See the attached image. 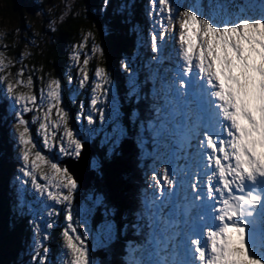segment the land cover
I'll return each instance as SVG.
<instances>
[{
    "label": "snow or ice",
    "instance_id": "6c2138e0",
    "mask_svg": "<svg viewBox=\"0 0 264 264\" xmlns=\"http://www.w3.org/2000/svg\"><path fill=\"white\" fill-rule=\"evenodd\" d=\"M110 7L111 0H100L98 10L106 15ZM133 7L122 0L112 14L129 23ZM146 15L155 22L147 40L149 71L141 80L127 59L120 67L127 74L124 99L137 147L143 152L151 141L154 161L133 219L118 230L131 228L137 237L126 242L122 264H264V0H147ZM89 39L91 52L103 56L92 33H86L70 53L67 83L90 87L77 119L93 125L94 113L102 122L106 113L113 114L114 153L127 131L120 124L108 71L97 65L89 82V56L82 51ZM11 64L0 52V72ZM24 71L22 66L14 80L6 72L0 82L7 81L4 115L6 122L9 117L15 122L22 162L15 177L20 188L14 193V214L27 208L32 216L29 260L48 264V229L62 214L67 223L58 264H97L86 243L87 228L80 231L79 212L73 213L77 180L68 167L38 150L24 115L36 113L32 123H38L43 149L58 144L60 154L79 157L82 140L68 126V112L61 106L64 85L57 77L45 82L41 76L38 97L32 76L22 79ZM141 104L148 112L145 119L139 116ZM157 145L166 151L159 153ZM29 185L38 209L24 203ZM113 238L109 226L107 239Z\"/></svg>",
    "mask_w": 264,
    "mask_h": 264
},
{
    "label": "trees",
    "instance_id": "16d2710c",
    "mask_svg": "<svg viewBox=\"0 0 264 264\" xmlns=\"http://www.w3.org/2000/svg\"><path fill=\"white\" fill-rule=\"evenodd\" d=\"M46 1L49 2L50 0ZM113 1L115 0H111L112 7L108 9V13L105 15L98 10L100 0H81L84 11L81 14L69 16L54 30L47 29L50 40L45 41L44 44L40 43V52L36 54V58L42 61L49 71L62 74L63 66L68 59V46L79 41L86 33L92 32L96 41L104 48L105 60L113 68V79L118 89L117 99L120 110H122V114L124 110L126 111L121 120L128 134L120 139L115 152H110V154H106L107 146H102L96 140L93 142V145L99 150L102 169L95 171V177L89 189H93L101 195L110 209L114 210L111 213L114 222L117 224L116 233H118L113 243L109 242L108 244L110 256L102 260L101 264H122L125 259L123 250L126 246L125 243L137 238L131 228L124 231L118 230L123 229L124 225L133 219L132 212L138 206L139 192L145 185L143 178H139V175L143 171L149 170L151 152L153 154L151 149L154 147L151 141L145 145L143 152L137 147L133 135L135 129L128 119L130 105L124 99V82L127 81V74L120 70V62L123 56H132L137 47L135 41L137 31L132 29L133 26H138L143 35H148L149 20L145 15V9L142 10L147 0H135L132 19L129 23L123 22L120 16L112 14ZM10 6L15 10L16 19L19 18L24 26L27 20L25 13L34 14L38 4L36 0H10ZM111 29L117 30L118 35L114 34ZM141 53L145 58L148 56L144 53L143 47H141ZM139 76L143 80L145 74L139 73ZM3 103L0 101V264H32L27 258L32 246L33 228L29 223L31 218L25 214L15 215L13 209V192L17 189V184H14V181L11 182L10 176L19 166V162L18 152L14 148L13 141L9 138L10 130L7 124L10 122L5 120ZM145 109L144 104H141L138 110L141 119L148 116ZM145 135L147 138V134ZM156 148L160 150L162 145H157ZM137 162L142 166H138ZM101 216L102 213L97 212L95 214L94 225ZM61 231L59 223L51 233L50 247L52 252L50 256L53 261L56 260L55 256L59 254L61 249V245H58L61 242V240L58 241Z\"/></svg>",
    "mask_w": 264,
    "mask_h": 264
},
{
    "label": "rangeland",
    "instance_id": "374dc122",
    "mask_svg": "<svg viewBox=\"0 0 264 264\" xmlns=\"http://www.w3.org/2000/svg\"><path fill=\"white\" fill-rule=\"evenodd\" d=\"M38 6L35 9V13L31 14L30 12L25 13V17H27V20L24 24V26L21 24L19 18L16 19V15H14L15 10H13L10 6V0H0V52H3L4 55L12 61V64L9 66L8 69H5L4 72H0V76L4 75L6 72H11L12 75L9 76V79L14 80L15 79V73L23 66L25 68L24 76L22 79H27L29 75L33 78V86L32 91L36 93V95L39 97L40 89L43 86V83L40 80L41 76L45 77V82L48 78L51 77H57L61 79L62 84L64 85L63 89V98H62V107L65 108V110L68 112V126L73 129V131L77 134V138L82 140L83 142H87V140L93 141H99L102 146L106 147V154H110L112 149V140L115 138L114 134V128H113V119L112 113H106V119L105 121H101L99 117L94 113L95 122L93 125H88L86 119H77V114L79 112L80 103L81 101L87 102V97L90 95V87L86 89H80L76 85V81H73L72 85H68L67 83V76L66 73L69 72L71 60H70V53L73 49V47L82 41L83 37L79 39V41H76L75 43H72L69 45V52H68V59L67 63L63 66V73L62 74H55L54 72L49 71L44 63L42 61H39L36 58V54L40 52V43H43L45 41L50 40V34L46 31L47 29H55L59 24L64 22L69 16H75L78 14H81L82 11H84V8L81 4V0H50L47 2L46 0H36ZM122 0H115L113 1V6L115 7L117 4L121 3ZM130 2L134 5L135 0H130ZM21 7L20 5L18 6ZM146 13L147 4L143 6ZM17 8V9H19ZM134 11V7L131 9L130 13V20L132 19V13ZM146 15V14H145ZM147 17V15H146ZM148 23V30L150 31L153 24L155 23L151 19H149ZM158 27V25H157ZM136 28V29H135ZM132 29H135L137 31V37L135 39L137 43V47L135 48V51L132 56H123L121 59H127L128 62L131 64L132 68L135 69L138 73L137 67L141 66V69L146 68V72L148 73V68L145 67L146 64L143 63V59L145 58L141 53V47L144 48V52H147L149 55V49L147 47V40L148 36L143 35V33L140 32L141 28L138 26L134 27ZM92 33V32H91ZM92 36L94 37V34L92 33ZM95 39V37H94ZM95 42L99 44L102 48L103 46L98 43L95 39ZM42 45V44H41ZM6 46V47H5ZM92 47V40L89 39L86 47L82 50L83 52H87L89 56V64L87 66L88 73H89V82H91L93 76L95 67L97 65L104 67L110 76L113 79V68L111 65L108 64V62L104 58V48H103V56H99V54H93L91 52ZM146 50V51H145ZM25 53H28L25 55ZM149 56L147 57V59ZM106 61V62H105ZM81 59V63H82ZM144 64V66H142ZM148 64V63H147ZM155 67V66H153ZM121 72H123L122 69H120ZM71 72L73 75L76 73L75 68H71ZM114 80V79H113ZM7 84V81L0 82V101L4 102L3 100V90L5 89ZM124 87L126 89L127 87V81L124 82ZM69 88L72 90L69 91ZM28 89L25 88H18V91H27ZM113 95L115 96V99L117 101V89L114 81V85L112 88ZM5 102L3 103L4 106ZM70 104V105H69ZM71 106V107H69ZM117 107L119 108V102L117 101ZM105 108L107 109V105H105ZM121 113V112H120ZM30 114V115H29ZM25 119L29 121L30 125V132L33 136L34 141L37 143L38 150L42 151V153L47 156L49 159H51L53 162L59 163L58 161L62 158H68L71 156L62 155L59 153V145L55 148H53L51 151L43 149L42 147V137L37 136V128L38 123H32V116L36 115L35 112L25 113ZM29 115V118H27ZM122 115V114H121ZM55 112H53V119H55ZM10 123L7 124L8 129L10 130L9 138L13 141L14 148H16L18 152V146L16 143V140L14 138V121L11 120L9 117ZM120 124L122 126V121L120 118ZM63 131V129L57 130V135ZM120 141V140H119ZM166 149L162 151L165 152ZM77 158V157H72ZM19 166L13 171L12 175L10 176L11 182L14 181V184H17V189L20 188L19 183L16 181L15 177L19 175V168L21 166V161L18 158ZM60 164V163H59ZM92 168H95L96 170L102 169V161L100 159H96L94 157L92 159L91 163ZM161 165H157V167H160ZM99 174V172H98ZM43 182V181H41ZM11 188V187H10ZM28 192L26 194V199H24V203L31 204L34 209H38L39 205L37 201L33 198L32 192H31V186H28ZM16 191V190H14ZM15 193V192H13ZM51 203V202H49ZM58 210L63 209L64 205H54ZM106 209H110V207L104 202L103 197L93 189H89L87 191H82L79 189V186L77 188V192L75 194V198L73 201V213L74 216H76V213L79 212V219L81 220V223L79 225L80 231H84L85 227L87 228V231L89 233V236L87 238L86 243L88 244V247L90 251H95L97 248L101 246L107 247V234L109 226H111L113 233H115V229L117 228V224L114 222L112 218V213L109 211H106ZM102 213V216L100 219H98V222L94 225L93 219L95 218L96 213ZM22 214L28 215L31 219L32 216L28 214V209L25 208L24 212ZM36 218L39 219V212H36ZM61 225V230L66 226V221L63 218V215H59L56 218H54V227H57L58 225ZM43 227V224H42ZM53 227V228H54ZM52 229H48V232L51 237V233L53 231ZM62 232V231H61ZM33 235L31 243H33ZM61 240V242L58 245H61V249L59 250V254H57L55 262H59L62 254V244H63V238L60 233V236L58 237V241ZM50 246L51 238L47 242ZM51 252L52 248L50 247ZM51 252L48 256V264H53V260L51 255ZM90 256L93 258L95 255L90 252ZM96 257V256H95ZM29 258V256L27 257ZM94 259V258H93ZM97 261V264H100L103 259L100 257H96L94 259ZM105 264V263H104Z\"/></svg>",
    "mask_w": 264,
    "mask_h": 264
},
{
    "label": "water",
    "instance_id": "95a60500",
    "mask_svg": "<svg viewBox=\"0 0 264 264\" xmlns=\"http://www.w3.org/2000/svg\"><path fill=\"white\" fill-rule=\"evenodd\" d=\"M29 115L27 118H29ZM97 153V149L92 147L89 142H83L81 154L77 159L68 157L61 161L60 165L62 167H68L70 173L77 180V183L82 190L89 189L92 184L95 171H91L90 166L93 156Z\"/></svg>",
    "mask_w": 264,
    "mask_h": 264
},
{
    "label": "bare ground",
    "instance_id": "6f19581e",
    "mask_svg": "<svg viewBox=\"0 0 264 264\" xmlns=\"http://www.w3.org/2000/svg\"><path fill=\"white\" fill-rule=\"evenodd\" d=\"M149 32H147V34H148ZM149 56V55H148ZM146 110V109H145ZM147 111V110H146ZM125 110L123 111V114H124V116H125ZM132 130V129H131ZM133 131V130H132ZM129 132H131V131H129ZM128 134V133H127ZM152 151H153V149H151ZM151 154H152V152H151ZM137 165L138 166H142L139 162H137ZM139 178H143V181L144 182H146L147 180H148V178L146 177V175L145 174H142V173H140V175H139Z\"/></svg>",
    "mask_w": 264,
    "mask_h": 264
}]
</instances>
